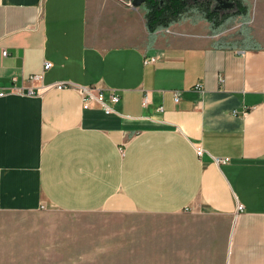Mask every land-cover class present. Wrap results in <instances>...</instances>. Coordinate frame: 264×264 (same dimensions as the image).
I'll list each match as a JSON object with an SVG mask.
<instances>
[{"label":"crops","instance_id":"0c3cea01","mask_svg":"<svg viewBox=\"0 0 264 264\" xmlns=\"http://www.w3.org/2000/svg\"><path fill=\"white\" fill-rule=\"evenodd\" d=\"M245 1L237 45L195 14L151 33L123 0H0V89H15L0 97V212L174 217L160 264H264V0ZM57 81L71 87L42 88ZM80 85L115 91L114 111L84 108ZM47 228L15 238L21 255L71 243ZM130 230L148 253L150 232Z\"/></svg>","mask_w":264,"mask_h":264},{"label":"rangeland","instance_id":"374dc122","mask_svg":"<svg viewBox=\"0 0 264 264\" xmlns=\"http://www.w3.org/2000/svg\"><path fill=\"white\" fill-rule=\"evenodd\" d=\"M126 2L130 0H123ZM145 8L146 5L142 3ZM195 14L187 12L181 18ZM180 18V19H181ZM249 19L243 21L237 16L223 23L218 30L226 41L237 45L240 41L236 36L249 25ZM210 23V22H209ZM210 26L212 27L211 23ZM169 26L162 27L165 30ZM174 223L173 218H163L135 211H95L89 213L66 212L58 209L28 211V212H0V264H160L174 262L175 259L161 258L164 243L161 244V232L164 237L168 231L167 225ZM146 228L152 237L151 250L145 254L143 249L130 247L129 234L132 227ZM36 227H48L53 233L50 236L61 238L71 237V243H57L50 258L40 259L21 255L22 244L15 241L16 237L31 236ZM37 231V230H36ZM143 231V230H142ZM80 232H85L81 234ZM28 233V234H27ZM81 236L88 237V243L81 244L76 240ZM2 239V240H1ZM60 242V241H58ZM141 245L136 246L139 247ZM86 254V255H84ZM49 262V263H48Z\"/></svg>","mask_w":264,"mask_h":264},{"label":"trees","instance_id":"16d2710c","mask_svg":"<svg viewBox=\"0 0 264 264\" xmlns=\"http://www.w3.org/2000/svg\"><path fill=\"white\" fill-rule=\"evenodd\" d=\"M146 26L151 33L178 21L187 12H196L208 20L214 30L240 16L243 21L249 18L245 0H145ZM249 28V27H248Z\"/></svg>","mask_w":264,"mask_h":264},{"label":"built area","instance_id":"2783aa9c","mask_svg":"<svg viewBox=\"0 0 264 264\" xmlns=\"http://www.w3.org/2000/svg\"><path fill=\"white\" fill-rule=\"evenodd\" d=\"M128 5H133L132 0L127 2ZM166 31H169V27L165 29ZM4 54H6V51H3ZM155 58L152 57L150 60H154ZM51 62L47 61L44 65V69H48L51 66ZM43 74H32L30 75V79L33 80H39L41 79ZM50 87H55V88H66V87H71V84L68 82H63V81H57L50 83L46 86H42V88H50ZM197 88H201V84L197 83L196 85ZM82 98V103L84 108H89L92 106H99L101 107L106 113H110L114 111L112 107V103H116L119 101V95L115 91H111L109 94V102L106 101L105 99V92L104 89L100 86L96 85H80L76 88ZM14 88L11 89H0V97L7 95L11 91H14ZM33 90H30L29 93H32ZM179 95L180 93L178 91L175 92V101L179 100ZM149 101V95L148 93H145L143 96V104L146 105ZM195 151L199 156H202L205 153V149L202 147L201 144L195 145ZM215 160L217 163H223L229 160L228 157H215ZM240 208V206H239Z\"/></svg>","mask_w":264,"mask_h":264},{"label":"water","instance_id":"95a60500","mask_svg":"<svg viewBox=\"0 0 264 264\" xmlns=\"http://www.w3.org/2000/svg\"><path fill=\"white\" fill-rule=\"evenodd\" d=\"M219 2H223L224 0H218ZM145 0H132V3L134 6H139L141 5L142 3H144Z\"/></svg>","mask_w":264,"mask_h":264}]
</instances>
